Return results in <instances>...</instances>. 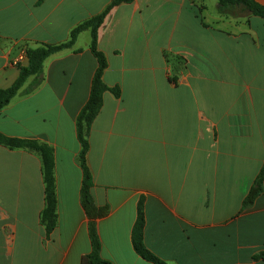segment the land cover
Wrapping results in <instances>:
<instances>
[{
	"label": "crops",
	"instance_id": "obj_1",
	"mask_svg": "<svg viewBox=\"0 0 264 264\" xmlns=\"http://www.w3.org/2000/svg\"><path fill=\"white\" fill-rule=\"evenodd\" d=\"M113 0H0V89L26 49L58 45ZM264 7V0H255ZM217 0H133L97 29L109 90L86 140L100 256L151 264H264L262 192L243 203L264 164V21ZM90 29L42 65L41 82L0 110V133L50 147L56 225L46 234L42 158L0 145V264H81L91 252L80 201L76 119L97 63ZM118 90V95L112 92Z\"/></svg>",
	"mask_w": 264,
	"mask_h": 264
},
{
	"label": "trees",
	"instance_id": "obj_2",
	"mask_svg": "<svg viewBox=\"0 0 264 264\" xmlns=\"http://www.w3.org/2000/svg\"><path fill=\"white\" fill-rule=\"evenodd\" d=\"M132 1L133 0H113L100 14L88 19L72 30L69 40L66 43L58 45H43L35 49H26L24 51V61L17 66L19 70L17 79L10 87L0 89V110H2L10 100L20 92V89L29 77H33V80L22 91V93L28 94L38 87L41 82L40 76L42 73V65L46 58L60 50L70 48L80 32L90 29L91 41L89 49L96 60L97 68L91 81L89 98L76 119V134L80 144L78 160L82 171L80 201L84 213L88 218V235L91 244V252L82 259L81 264H111L100 256L101 242L98 235L96 221L107 215L108 207H97L91 196L92 176L86 163V153L88 151L86 136L92 121L98 114L102 105L103 93L109 90L102 80V74L107 64L104 55L98 50L97 29L102 24L107 13L113 7L122 3H131ZM217 4V10L219 13H224L232 7H238L248 15L258 17L264 21V7L258 4L255 0H217ZM112 92L118 95L117 89H113ZM0 145L11 150L22 149L33 151L41 156L42 178L46 201V206L41 213V222L45 226L46 234H49L56 225V194L53 176L54 159L52 149L35 140L11 138L1 133ZM263 176L264 164L243 203L244 207L250 205L262 192ZM131 242L134 252L143 260L151 264H166L148 252L143 244L141 202H139L137 206V219L132 229Z\"/></svg>",
	"mask_w": 264,
	"mask_h": 264
},
{
	"label": "built area",
	"instance_id": "obj_3",
	"mask_svg": "<svg viewBox=\"0 0 264 264\" xmlns=\"http://www.w3.org/2000/svg\"><path fill=\"white\" fill-rule=\"evenodd\" d=\"M25 53L22 52L14 61L13 65L14 66H19L23 61H24Z\"/></svg>",
	"mask_w": 264,
	"mask_h": 264
}]
</instances>
